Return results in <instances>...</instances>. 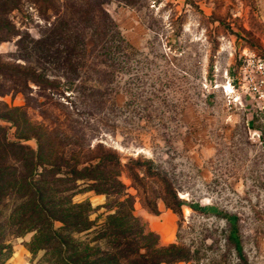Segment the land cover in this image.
I'll return each mask as SVG.
<instances>
[{
    "label": "rangeland",
    "instance_id": "obj_1",
    "mask_svg": "<svg viewBox=\"0 0 264 264\" xmlns=\"http://www.w3.org/2000/svg\"><path fill=\"white\" fill-rule=\"evenodd\" d=\"M2 1L0 116L87 153L102 146L123 163L134 158L141 177H166L186 202L180 212L159 181L136 187L130 171L121 180L160 244H176L187 258L172 264H264V101L254 89L264 77V0ZM35 70L41 85L12 75ZM20 130L0 119V134L16 139ZM24 143L37 148L35 139ZM87 200L101 225L107 196L74 197ZM202 205L239 216L244 258L227 220ZM97 226L77 236L91 240ZM34 235L8 234L0 264H46L43 249H30Z\"/></svg>",
    "mask_w": 264,
    "mask_h": 264
},
{
    "label": "trees",
    "instance_id": "obj_2",
    "mask_svg": "<svg viewBox=\"0 0 264 264\" xmlns=\"http://www.w3.org/2000/svg\"><path fill=\"white\" fill-rule=\"evenodd\" d=\"M3 5L0 0V25L6 13ZM66 46L73 54L74 44ZM39 49L36 47L37 54L41 52ZM12 66L26 68L13 64L7 68ZM0 68H5L2 60ZM12 75L23 83L27 80L41 85L36 70L12 72ZM13 110L17 112L18 109ZM0 119L22 129L16 139L9 138L5 132L0 134V207H3L0 218L4 217L6 228L9 227L6 229L4 223L0 224V261L10 248L6 236L28 231H35L30 249H43L42 261L46 264H172L187 260L176 244L161 245L159 235L135 214L136 197L128 192V186L121 180L122 174L130 171L128 177L136 187L145 188L144 178L159 181L168 206L180 212L186 202L178 197L173 184L161 173L143 170L144 177H141L134 172V166L139 162L134 158L123 163L118 152L105 150L102 146L90 148L87 153L77 143L53 140L49 130L33 128L28 122L21 128L23 122L7 115L0 116ZM31 139L36 140L37 148L24 143ZM52 142L56 143V149L50 147ZM79 180L85 181L84 187L78 184ZM82 191L107 196L106 207L110 213L101 225L97 226L91 219L95 208L90 200L74 201L75 195ZM9 200L14 201L13 207L4 216L3 210H6ZM145 201L150 210L156 211L154 202ZM197 207L227 220L230 224L229 238L234 242L239 257L244 258L239 216L216 205ZM57 222L61 225L57 226ZM96 226L91 240L77 236L92 231Z\"/></svg>",
    "mask_w": 264,
    "mask_h": 264
},
{
    "label": "built area",
    "instance_id": "obj_3",
    "mask_svg": "<svg viewBox=\"0 0 264 264\" xmlns=\"http://www.w3.org/2000/svg\"><path fill=\"white\" fill-rule=\"evenodd\" d=\"M255 91L259 95V99L264 101V77L255 85Z\"/></svg>",
    "mask_w": 264,
    "mask_h": 264
}]
</instances>
